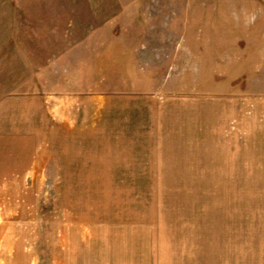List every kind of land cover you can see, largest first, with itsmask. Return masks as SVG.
<instances>
[{"label": "rangeland", "instance_id": "rangeland-1", "mask_svg": "<svg viewBox=\"0 0 264 264\" xmlns=\"http://www.w3.org/2000/svg\"><path fill=\"white\" fill-rule=\"evenodd\" d=\"M16 94L55 123L0 264H264V0H0Z\"/></svg>", "mask_w": 264, "mask_h": 264}, {"label": "crops", "instance_id": "crops-1", "mask_svg": "<svg viewBox=\"0 0 264 264\" xmlns=\"http://www.w3.org/2000/svg\"><path fill=\"white\" fill-rule=\"evenodd\" d=\"M60 109L56 112H61ZM54 115V100L50 97L36 94L0 97V189L12 186L24 173L37 172V142L48 130L54 131ZM59 117L62 123L76 122L75 115L65 114L64 110Z\"/></svg>", "mask_w": 264, "mask_h": 264}]
</instances>
